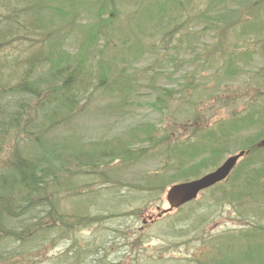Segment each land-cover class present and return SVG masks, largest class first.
Returning <instances> with one entry per match:
<instances>
[{"label": "trees", "instance_id": "16d2710c", "mask_svg": "<svg viewBox=\"0 0 264 264\" xmlns=\"http://www.w3.org/2000/svg\"><path fill=\"white\" fill-rule=\"evenodd\" d=\"M56 3L48 5L44 0H0V263L17 257L18 250L11 248L12 244L19 243L27 251L32 247H41L52 232L68 234L80 225L99 222L104 219V215H101L103 212L110 213L114 218L123 217V206L128 205L130 197H123L119 193L125 185L118 176L123 166L118 167L120 164L117 165V161L121 165H134L153 155L158 159L160 157L162 165L155 172L143 176V184L129 182L135 184L134 190H142L147 198H160L169 184V176H176L187 169L194 172L205 165L204 160L210 164V160L223 159L229 151L232 134L256 128L264 132V103H249L231 114L230 118L221 119L222 122L217 123L215 128H209L197 125L196 121L201 116L192 102L182 101L173 106L174 99L170 97L180 89H168L146 82L139 84L135 74L130 76L127 73L130 62L138 61L150 50L152 43H148V38L152 34L161 36L164 41L162 48H167L170 38L173 41L176 26H172L177 18L170 15L172 11L166 7L168 3L149 0L146 5L138 4L141 20L136 23L138 31H131L134 32L133 41L114 56L115 63L112 65L116 69L108 64L107 70L99 71V76L94 73L95 79L84 70V62L72 64L67 60L68 52L60 49V44L53 43V37L50 42L47 36H43L42 11H54L53 14L58 15L61 5L73 10L77 0H56ZM210 3H218L222 7L214 11L210 7L196 16L205 22L203 30L208 31L211 37L209 42L206 41L210 43L206 50L218 54L223 73L230 77L242 69L240 61L247 63L257 57L262 64L255 73L264 84V0H210ZM115 16L116 7L112 6L110 17L113 19ZM104 19L99 34L105 35L103 28L107 24ZM149 28H155L154 32L145 31ZM228 30L241 33L240 38L247 47L243 52L231 49L225 37ZM183 37L178 39L180 43L185 41ZM104 45L115 48L116 43L111 45L108 40ZM184 61L181 60V63ZM123 62L128 66L125 64L121 67ZM45 67L47 72L38 75V70L43 72L41 69ZM218 72H221L220 68ZM110 78H113L112 81H109ZM96 79L98 82H94ZM138 85L154 88V99L148 96L149 100L136 101L134 92ZM180 85L184 87L183 82ZM97 91L102 93V97L111 95L118 104L114 108L119 114L123 107L131 109L139 103L169 116L168 121H172L177 113L171 109L176 110L179 106L184 109L182 114L186 109H192V118L184 125L190 135L173 138L167 131L160 133L159 124L147 121L129 126L102 140L86 139L77 130L70 139L52 140L48 134L71 124L76 114L87 112L89 107L86 104L90 105L96 100ZM252 141H246L248 145L243 148L248 153L230 177L205 192L218 190L241 203L256 200L264 194V148ZM106 187H112L113 196H108L110 190ZM64 193L72 196V199L91 194L116 201L109 205L91 204V207H97L102 212L83 215L84 210L68 212L61 209L60 199ZM214 194L217 200L219 197L216 192ZM195 201L197 199L176 210L178 213L186 210L183 221L189 224L183 227L185 223L177 230L178 238L190 237L192 232L198 236L200 233L196 235V228L206 222V215L201 214L203 209H199L201 213L188 209L195 207ZM256 222L251 221L250 228H240L243 230L241 233L248 237L256 234L262 236L260 231L264 233V225ZM252 242L260 245L259 242ZM207 253L203 251L202 256L208 262ZM219 254H215L210 262L227 264L218 260ZM78 255L77 250L68 251L62 259L73 264L74 261H70ZM257 260L259 264H264V256H258Z\"/></svg>", "mask_w": 264, "mask_h": 264}, {"label": "rangeland", "instance_id": "374dc122", "mask_svg": "<svg viewBox=\"0 0 264 264\" xmlns=\"http://www.w3.org/2000/svg\"><path fill=\"white\" fill-rule=\"evenodd\" d=\"M161 1L168 3L166 7L172 11L170 15L177 18L172 26H176L175 37L173 41L170 38L167 43L172 47L167 45V48H162L164 41L161 40V36L152 34L153 36L148 38V43H152L150 50L138 61L130 62L129 66L123 62L121 67L126 64L127 73L130 76L135 74V80L139 84L146 82L168 89L172 87L180 89L178 93L173 92L170 97L174 99L173 106H177L182 101L192 102L201 116L196 121L197 125L215 128L217 123L230 118L231 114L242 110L249 103L263 104L264 84L255 73L262 63L256 56L257 59L251 62L240 61L242 69L230 77L223 73L222 61L218 54L208 53L206 50L210 47L208 42L211 37L208 31L203 30L205 22L198 20L196 16L200 11L210 7L211 11H214L222 5L218 3L213 5L210 0ZM148 2L149 0H77L73 10H70L67 5H61L58 15L53 14L54 11H42V34L47 36L50 42L53 37V43L60 44V49L68 52L69 62L72 64L84 62L82 66L86 68L83 69L91 73L95 79L94 73L99 76V71L107 70L108 64L116 69V66L112 65L115 63L114 56L133 41L134 32L131 33V31L134 29L138 31L136 23L141 20V8L138 4L146 5ZM44 3L57 4L56 0H44ZM112 6L116 7V16L113 19L110 17ZM100 13H102L101 16ZM102 18H105L104 21L107 24L103 30L108 39L104 34H99L102 31ZM154 29L149 28L145 31L153 33ZM240 34L235 30H228L225 37L231 49L235 48L236 51L243 52L247 47L244 40H241ZM181 37L185 39L183 43L178 41ZM93 39L94 42H92ZM108 40L111 45L116 43L115 48L105 47L104 43ZM102 48L105 50L101 51ZM181 60L185 61L181 63ZM219 68L221 72H218ZM41 70L43 72L38 70V75L47 72L46 67ZM112 79L110 78L109 81ZM180 82L184 83V87L180 85ZM135 88L137 90L134 93L138 102L149 100L148 96H152L151 99L156 96V90L149 85H138ZM96 95V100L92 104H86L89 107L87 112L76 114L71 124L54 130L48 134L49 137L54 141L68 137L70 139L71 134L75 133L74 130H77L86 139L102 140L122 132L129 126H136L147 121L159 124L160 133L169 132L167 134L173 138H186L190 135V131H186L184 125L192 118V109L188 111L186 109L183 114L184 109L179 106L176 110L171 109L176 111L177 114L173 116L178 119L173 117L172 121H168L169 116L166 117L161 112L139 103L133 105L131 109L123 107L119 114L114 108V105L118 104L111 95L102 97L99 91ZM108 105L112 107L109 108ZM160 122H163L162 125ZM261 130L256 128L247 132L234 133L230 136L229 151L223 159L210 160V164H206L204 160L205 165L194 172L192 169H187L176 176H169L167 180L169 184L160 198H147L142 190L133 189V185L143 184V176H146L148 172H155L162 165L160 157L158 159L153 155L134 165H121L120 161H117L116 164H120L118 167L123 166L118 176L124 180L125 185L119 193L123 197H127L125 195L130 197L128 205L123 206L122 210L125 213L123 217L114 218L110 213L103 212L101 215H104V219L99 222L88 226L80 225L68 234L58 235L52 232L41 247H32L27 251L23 250L19 243L12 244L10 247L18 250L17 257H11L9 261L5 260L0 264H69V260L66 262L62 257L68 251L75 250L79 255L75 260L70 261V263L74 261L75 264H202L203 261L206 262L204 264H216L210 260L218 253L220 254L217 258L223 263L259 264L258 256H264V233L260 231L262 236L256 234L248 237L241 233L243 230L240 228H250L251 221H258L256 222L258 225H264V194L256 200L241 203L218 190L215 191L219 197L217 200L213 196L215 193L212 192L213 190L201 193L195 201V207L188 209L196 213L202 212L203 216L205 214L206 222L196 228V235L200 233L198 236L192 232L190 237L184 238H178L176 234H179L177 230L185 223L183 227L189 225L188 221L185 223L183 221L186 210L181 213L174 210L158 217L157 207L161 209L169 207L166 191L171 185L198 178L213 171L228 156L245 150L246 148L243 147L248 145L246 141L253 140L252 142L264 148L261 145L264 132ZM156 149L157 147L154 150ZM97 182L101 183L99 180ZM110 188L112 187H106L110 190L107 194L113 196ZM229 190L231 191V187ZM72 198L64 193L60 199L61 209L68 212L84 210L83 215L90 212H102L97 207L95 209L91 207V204L109 205L116 201L114 198L106 199V197L91 194ZM207 208L208 211H206ZM199 209L203 211L200 212ZM252 241L259 242L260 245H255L256 243ZM203 251L209 252L207 253L208 262L202 256Z\"/></svg>", "mask_w": 264, "mask_h": 264}, {"label": "water", "instance_id": "95a60500", "mask_svg": "<svg viewBox=\"0 0 264 264\" xmlns=\"http://www.w3.org/2000/svg\"><path fill=\"white\" fill-rule=\"evenodd\" d=\"M264 146V140L261 142ZM248 151L241 150L236 154L228 156L217 168L198 178L188 181L178 182L171 185L166 191V201L169 205L166 209L157 207L158 216L178 209L185 204L197 199L203 191L217 185L228 179L236 167L239 160L247 154Z\"/></svg>", "mask_w": 264, "mask_h": 264}]
</instances>
